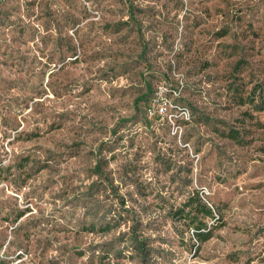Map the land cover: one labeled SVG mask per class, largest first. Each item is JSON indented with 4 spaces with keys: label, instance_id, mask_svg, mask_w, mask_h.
Returning a JSON list of instances; mask_svg holds the SVG:
<instances>
[{
    "label": "rangeland",
    "instance_id": "374dc122",
    "mask_svg": "<svg viewBox=\"0 0 264 264\" xmlns=\"http://www.w3.org/2000/svg\"><path fill=\"white\" fill-rule=\"evenodd\" d=\"M256 83L264 0H0V264H137L94 252L128 232L81 205L101 159L141 195L156 264H264V111L239 104ZM192 191L219 219L202 244L167 214Z\"/></svg>",
    "mask_w": 264,
    "mask_h": 264
},
{
    "label": "trees",
    "instance_id": "16d2710c",
    "mask_svg": "<svg viewBox=\"0 0 264 264\" xmlns=\"http://www.w3.org/2000/svg\"><path fill=\"white\" fill-rule=\"evenodd\" d=\"M179 94L181 96V93ZM165 99L168 100V96H165ZM239 102L240 105H250L255 112L264 111V92L260 84L256 83L246 96L239 94ZM174 105L175 108H180L177 103ZM192 119L209 128L212 133L227 138L240 146H244L248 142L236 127L229 126L225 121L212 118L205 113H197V115L193 113ZM106 166L107 161L103 159L96 164L93 170L96 180L87 187L81 205L86 210H95V221L104 223L107 231L127 225L128 232L123 233L122 237L102 245V250L97 247L94 252H102L104 256H107L106 258H113L116 261L129 259L136 260L137 264H156L155 262L162 259V250L154 248L152 244L156 241L143 231L142 223L145 222V219L142 217V207L139 201L141 195L131 191L121 195L119 193L120 186L115 184L111 175L102 173ZM106 191L109 192L107 198L110 205L103 215L104 219H101L97 212L100 204L97 196ZM167 214L173 223H184L192 231L193 238L199 244L211 238L209 221H219V219L216 220L214 206L203 200L196 191L187 195L180 208L169 209Z\"/></svg>",
    "mask_w": 264,
    "mask_h": 264
},
{
    "label": "built area",
    "instance_id": "2783aa9c",
    "mask_svg": "<svg viewBox=\"0 0 264 264\" xmlns=\"http://www.w3.org/2000/svg\"><path fill=\"white\" fill-rule=\"evenodd\" d=\"M154 100V102L155 101H158V99H153ZM166 100V99H165ZM159 107H160V109H161V111L164 113V115H166V107H161L160 105H158ZM155 107V104L153 103V104H150L149 105V107H148V109H147V114L149 115V116H152V115H154L153 114V108ZM183 114H185L186 116H188V114H187V112H183Z\"/></svg>",
    "mask_w": 264,
    "mask_h": 264
}]
</instances>
